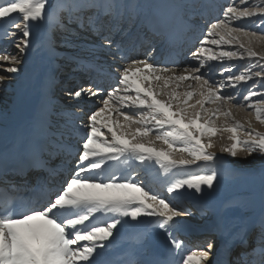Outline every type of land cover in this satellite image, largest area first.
<instances>
[{
  "label": "snow or ice",
  "instance_id": "1",
  "mask_svg": "<svg viewBox=\"0 0 264 264\" xmlns=\"http://www.w3.org/2000/svg\"><path fill=\"white\" fill-rule=\"evenodd\" d=\"M251 2L239 0V5ZM234 3L235 0H229L222 16L209 22L199 47L191 53L198 66L190 72L186 66L187 74L177 75L168 67L149 63L150 53L117 69L114 87L90 83L87 88L67 92L74 101L97 98L101 106L90 111L86 120L83 110L75 113L76 119L68 121L65 131L60 133L65 142H59L55 150L68 157L66 163L72 165L60 187L45 182L31 195L6 191L0 196V264H102L99 257L115 232L128 223L143 225L139 233L142 247L159 230L173 249L186 252L182 264H212L209 259L212 242L188 250L177 238L179 217L191 213L170 197L189 191L202 196L205 190L213 189L219 177L220 157L210 149L214 147L212 137L217 133H230V143L221 147L222 153L233 158L240 152L264 156V132L253 128L251 121L236 120L230 106L235 96L240 95L242 82L247 84L259 78L264 89V51L255 47L264 44V35L247 30V23L252 22L264 31V6H261L264 0L251 8L233 6ZM49 7V0H0V21L11 19L13 13L23 21L21 24L13 20L8 25L13 30L11 35L21 36L16 43L21 56L30 47L31 26L50 19L46 11ZM233 22L240 26L233 27ZM64 43L71 46L66 40ZM112 46L111 37L105 36L101 47ZM116 50L121 53L119 44ZM124 58L118 55V59ZM225 60L236 63L221 68L223 80L205 78L212 70L207 62ZM0 61L13 65L4 69L6 74L19 71L17 65L21 61L16 55L0 56ZM244 61L247 66L243 71L239 74L232 71ZM257 66L261 70L253 71ZM184 81H195L197 87L180 93L177 89ZM5 82V75H0V85ZM187 87L192 89L193 85L189 83ZM225 88L234 90L235 96L222 95ZM255 89L253 83L236 106L242 104L254 110L255 119L264 124V90ZM194 95L199 99L190 103ZM206 104L215 107L208 108ZM130 111L138 113L139 118L130 115ZM219 117L224 118L222 128L216 126ZM132 125L138 127L130 131ZM153 131L155 139L167 145L166 149H158L154 141L147 139ZM75 137H79L80 143L74 155L73 145L66 141ZM42 152L43 149L34 151L30 163L45 167ZM174 152L186 153L190 158L176 159ZM122 159H135L145 165L154 163L165 174L193 166L199 172H185L173 179L166 187L167 196H162L131 178L117 177L110 164H119ZM52 172L60 174L55 169ZM261 227L264 228V220ZM133 264L151 262L136 260Z\"/></svg>",
  "mask_w": 264,
  "mask_h": 264
},
{
  "label": "bare ground",
  "instance_id": "2",
  "mask_svg": "<svg viewBox=\"0 0 264 264\" xmlns=\"http://www.w3.org/2000/svg\"><path fill=\"white\" fill-rule=\"evenodd\" d=\"M226 1L227 0H219L218 4L215 2L203 4L206 5V7H209L211 10L210 15L209 16L207 15L208 18L215 16L219 12H222L224 4H226ZM144 2L145 3H142L141 6L140 5L135 6V2H133V0H130V2H128L127 5H125L122 0H116V1L115 0H63L61 7H65V9L68 11L69 21L76 22L78 20L79 21L78 23L83 29V32L89 34V35L85 34L83 36L84 39H87L86 42H80L77 40L70 42L68 41L71 46H69V44L63 43L62 44L64 45L63 47H67L68 50H63L62 49L63 47H58V48L54 47L51 28L56 24H58L60 19L59 12L56 11L53 14L48 13L50 15V19L46 18L45 22L43 23V26L40 29L37 42H35L34 46H30L27 49L28 53L26 52V56L23 62L20 63V65H17V67L19 68L18 72L6 74L4 72V69L7 67H11L13 65L11 63H5L4 61H0V75H5V81H6L3 85H0V150L9 147L12 144V133L14 131V128L19 118L22 116V114L28 112L30 113V118L27 120L26 124L21 130L16 146L13 148L10 147L7 153H9L12 150L18 152L22 146L24 139L30 133H32L34 136L40 139L44 138L45 136H48L50 138V141L47 145L48 146L47 155L48 156L59 155L58 158L61 157V159H59L60 165L62 166L65 165L68 168L69 166L70 167L72 166L69 163L64 162V160L67 161L69 159L68 157H66L62 152H58L55 150L59 142H65L64 140H62L60 133L65 131L68 121H74L76 119V116L74 115L75 113L79 112L80 110H83V119L86 120L89 112L94 111L98 107V105H100V103L97 98H92L91 100L84 98L80 101H74L69 99V97L67 96V92L78 88L71 84V85H67L66 88L62 89L63 91L61 92L62 94L61 96L67 97L68 99L67 104L64 107L59 106L56 103L55 97L53 99L48 93L52 83L56 85L57 82L56 80L54 81L52 79V75L55 72L61 71L60 73H62L64 77L65 76L68 77L73 75L75 73L74 71H77L79 69H83V70L86 69L93 71L94 69L97 68V69H101V72L96 77L95 80L107 81L111 78L112 73L109 72L108 70L106 71V69L108 68H110L109 70L113 69L118 75L117 67H121L122 65L127 66L132 59L145 58L143 57L142 51H139V48L132 44L136 40H138V39L135 40L132 39V37H134L133 33L132 34L128 33V36H125L124 38H122L121 41L119 40V42L117 43L121 47L122 50L121 53H118L117 50L113 49V47L117 45L114 42L112 48L101 47V45L103 44L101 40H104V37L107 36V30L109 29L108 26H105V28L102 27L104 29H102L99 34H96L97 35L96 37L90 35L94 31L98 30V24L101 22V20H105V19H101V16L103 18L106 15H110L111 14L110 9L114 7L113 5L115 4H116L115 12L113 13V15H111L112 21L115 22L121 21L122 12L126 8L128 11L124 16V18H130L131 16L132 18L133 17L136 18L140 14L141 16L145 14L144 16H147V18L153 24L152 30L160 34H165L164 33L165 28L168 25H170L172 22L175 23L177 30H180L183 27L187 28L184 25V23H186V25L190 27V24L188 22H184L182 16H180V13L175 11L176 8L173 6V4H170L168 0H167L168 3L166 1L165 2L163 1L159 6L157 2L155 3L154 0H146ZM203 5H201V9L205 7ZM91 8H94L95 10L98 9V11H95L96 14H98V16L93 19L92 18L85 19L84 15L86 14V11ZM197 27L198 26L194 27L193 29L198 30ZM192 34H194V31ZM3 35L4 33L0 31V43L9 45L14 42L12 39L2 40ZM97 38L101 40H98ZM175 38L178 41V44L180 43V41L184 42L183 36L181 37L176 36ZM14 46L16 47V45ZM255 47L258 51H264V44H257ZM53 48L54 51H50V49ZM176 51L179 52L178 48L176 49ZM184 52L185 49L184 47H182L181 52H179V54ZM161 53H162V59L164 60L169 59L168 51L157 50V56ZM121 54L125 58L119 60L118 55ZM77 58L81 60V62L78 64L75 63ZM181 58L182 55H180V59ZM148 62L154 63V57L148 59ZM184 62L185 61H181L180 64H184ZM73 64H75L74 65L75 67H72ZM190 64L191 62H188V65ZM170 69L171 71L175 72L177 75L187 74L185 70H181V71L178 70V67L177 69L176 68H170ZM174 69L176 70L174 71ZM76 78L77 77L73 75V77L65 78V80L67 79L74 80ZM182 83H185L184 88L182 89V91H178V92L183 93L185 91H189V89H186V87L189 83L191 84L192 81H184ZM194 84L195 86H197L196 82ZM87 87L88 86H85V88ZM170 87H172V85H170ZM4 89H6V91L9 93V96H7ZM59 93L60 92H56V94ZM161 99H167V97L161 96ZM196 99H199V96ZM61 100H65V98H61ZM213 107H215V105H213L211 108ZM55 108L57 109L56 113L53 112ZM232 108H233V112L238 113L239 108L236 109L237 111L235 110L236 108L235 106H232ZM87 109L89 111L88 113L85 114L84 111H86ZM130 112H134V111H130ZM241 112L242 115L243 110ZM216 126L218 128H222L224 126L223 117L217 118ZM136 127L138 126L136 125ZM151 133L155 134L156 132L153 131ZM151 133H149V136H152ZM229 135L230 133L228 132H220L217 133L216 136H214L216 137V139H218L216 142L218 145L217 148H215L216 151L221 152L220 150L221 147L226 146L230 143L228 139ZM151 140L154 141V139ZM66 142L71 143L73 145L74 152L78 151L79 143H80L79 137L72 138L71 140H67ZM154 146L157 147L155 144ZM239 156L242 157L244 156V154L240 152ZM174 157L176 156L174 155ZM58 158L56 159L58 160ZM110 168L114 171V174L117 177L123 175L127 178L133 179L135 182H138L137 176H132V171L140 172L141 176H147L149 179L152 180L154 184L159 186L158 193L166 191L165 189L169 185L170 179L173 178V176L176 174V171L184 172V170H187V169L174 170L173 174L169 176L170 173L165 174L159 169L158 165H155L154 163H150L147 165L141 164L139 161L135 159H130V160L122 159L119 164H110ZM166 178H168L167 182H166ZM165 182L167 183L166 186L164 184ZM141 186H145V185L141 183ZM259 189L260 190H257V193L260 196H262L264 194V183L261 184ZM146 190H148L147 187ZM156 192L157 191H155L154 193ZM233 205L234 204L231 203V200H228L223 210H225L228 207L230 208ZM261 209H262V205L256 208L254 212L253 210L248 211L245 215L241 212V210L237 209L236 207L237 211H235V209L234 210L229 209L225 211L224 214L222 213L219 217H216L214 223L218 224L220 228V233L218 234V239L216 240L217 242L213 241L214 245L217 244L218 247L219 245L224 244L225 246L229 245V247H231L234 243H236V241L239 238L245 235L243 231L244 229H246L245 227L252 222L251 221L252 214L255 212L258 213V211H261ZM234 212H239V213H234ZM179 220H180L179 231H182L187 228L186 224L188 220H186L183 217V215L179 218ZM142 226H143L142 224L138 225L135 223H128L124 225L122 228H120L118 231H116L114 236H117L129 230H131V233L132 232L140 233V229L142 228ZM190 234H192V231H190ZM190 234L185 235V237L189 236ZM130 236L131 234L128 237ZM128 237L126 236V238ZM135 237L138 239V252L140 254V258L142 255L143 257H147V258L151 257V255H153V253L156 250L158 242L169 243L167 236L162 231L159 230H156L152 234V236L150 237V241L146 247H142L140 245L139 235ZM217 247L215 248V252L217 251ZM184 254L186 253L182 252L181 255ZM211 261L212 264H225L223 257L221 255H217L215 258L213 257Z\"/></svg>",
  "mask_w": 264,
  "mask_h": 264
},
{
  "label": "rangeland",
  "instance_id": "3",
  "mask_svg": "<svg viewBox=\"0 0 264 264\" xmlns=\"http://www.w3.org/2000/svg\"><path fill=\"white\" fill-rule=\"evenodd\" d=\"M62 1L63 0H49L50 7L46 10L47 13H52V14L54 13L55 10H58L59 16L61 17L60 22L52 28V33H51L52 35H55V31H57L56 33L62 32L65 29L64 24L68 23V21L65 19V16H67V13L63 12V9L60 8L62 5V3H61ZM259 2H260V0H252L251 3H247L245 5H239V0H235V3L233 4V6L251 8V7L255 6L256 4H258ZM51 5H54L55 7H51ZM187 5L188 4L183 2L182 7L185 9L187 7ZM261 6H264V5H261ZM195 11L196 10L193 9L194 14H196ZM12 17L14 18V20L17 23L23 24L22 19L17 18L16 13H13ZM17 19H19V21ZM43 23L44 22L32 25V27H31L32 35L30 37L31 38L30 46L35 45V42L38 39L40 29L43 26L42 25ZM256 23H258V21ZM232 26L238 27L240 25L237 22H233ZM247 30L257 31L259 35H264V31L255 27V25L252 22L247 23ZM12 31L13 30L8 27V37L7 38H9V39L13 38V40H14L13 45H16V43L21 39V36L19 33H17L15 36L11 35ZM63 33L64 34H63V37L61 39H63L64 41H65V39H66V41H76V40H82L83 39V38H78V36H80L81 31H80V33H78L77 31L76 32L70 31V32H63ZM63 46L64 45H62V47ZM6 50L11 52L12 48H7ZM13 50L15 51L14 54H9V56L16 55L22 63L25 56H26V53L23 56H21L17 47L13 48ZM224 50H234V49L225 48ZM26 52L28 53V51H26ZM5 55H8V54L5 52L2 56H5ZM211 63H216V62L211 61ZM211 63L208 62V64L213 66ZM220 63H222V65H220L222 67H229L231 64H235L236 62L235 61L229 62V61L225 60L224 62H220ZM253 63H255V62L253 61ZM246 66H247V61L240 62V65L232 68V71L235 72L236 74H239V72L243 71L244 67H246ZM260 70L261 69L259 66L255 67L253 69V71H260ZM223 79H224V77L222 78V80ZM194 83H195V81H192V83H191L192 85H194L192 90H194V88L197 87V86H195ZM253 83L256 84V89H255L256 91L264 90V89H261V87H260L261 81L259 80V78H254L252 81H249L247 84H244L242 82V87H241V91H240L239 96H235V92L231 88H225L223 90L225 92H222L221 94L222 95H228V96H235V98L230 102V106H235L236 107L235 110L239 108L238 110L240 112L239 111H238V113L233 112V115L235 116L236 120H239L242 123H246L248 121H251L253 128H255L258 131L264 132V124H261L259 121H257L255 119L254 110L249 109L242 104L240 106H236V105L240 104V101L242 100L243 95L247 94L248 89L252 86ZM181 87H182V85H181ZM187 89H189V88L187 87ZM4 90L7 94V96H9V93L6 91V89H4ZM177 91H182V89L181 88L177 89ZM196 98H198V95H194V97L190 101V103H194ZM211 105L212 104H206V107L211 108L213 106V105L212 106ZM242 110H243V114L241 115ZM235 113H237V114H235ZM130 115H134V116H136V118H139L138 113H134V114H130ZM135 128H136V125H132L130 131H134ZM151 135L152 136L147 137V139L148 138L154 139V144L158 147V149L160 147L165 148V149L167 148V145H165L162 141L155 139L156 136H154V135H156V133L155 134L151 133ZM241 135H243V133H241ZM212 138H213L212 143L214 141L215 142L213 143L214 147L212 149H210V151L217 153V156L220 157V159L217 161V169L219 171V177H218L216 182H220V181H226V182H222L221 184L214 183L213 192L215 190L216 191L219 190V191L218 192L215 191L212 194L211 193L212 191L205 190L204 191L205 193H203V195H205V198L200 196V195H193L191 193L185 192L181 196H171L170 199L176 203H179L181 205V207H182V204H186L188 206V208L192 209V213H194L195 215H193L191 212L190 213L194 217L191 218V216L183 215V217L186 220L195 221L199 224H206V225H211V226L215 227L213 230V233L209 234L207 236V242H206V243L212 242L213 248H214V246H215L214 242H217L216 239H217V235L219 234V229L217 227V224H213V222L217 216L221 215L222 213L224 214L225 211H227L229 209H232V210L235 209L236 210V207H237V209L241 210V212L246 215V213L248 211L253 210V212H254V210H256V208H258L262 205L261 211H258V213L255 212L252 214V216H251L252 222L245 227L246 229L251 228V226L253 225L254 222H257L261 219V217H264V203L262 202V200L264 198L257 193V190H260V189L256 188V187H260L259 185H260V183L264 177V156H261V155L256 154V153H253L252 155H247V154L242 152L244 154V156L241 157V156H239V153H238V155L235 158H233L228 153L224 154L222 152L216 151L215 148H217V146H218L216 143L218 139H216V137H214V136ZM174 155L176 156V157H174L176 159H179L182 157L183 158H190V157H188V155L186 153H181V152H174L173 156ZM245 156H247V158H244ZM222 159H224V160H222ZM223 163H225L229 167L228 168L225 167L223 170L222 168H220L218 166V165H221ZM191 168H192V170L190 172H197V173L199 172V169H197L195 166H193ZM223 171L225 172V174H223ZM178 178H180V176ZM142 181L145 182V179H143ZM245 192L247 195L244 194ZM164 196H167V193ZM181 197H183L184 199ZM228 200H231V203H233L234 205L231 206L230 208L228 207L225 210H223L225 207V204H227ZM184 201H186V202H184ZM245 206H246V208H245ZM251 207H252V209H251ZM195 212H197V213L199 212V214L197 215V213H195ZM246 229H244V231ZM213 253L214 252L212 250L211 255H213Z\"/></svg>",
  "mask_w": 264,
  "mask_h": 264
}]
</instances>
